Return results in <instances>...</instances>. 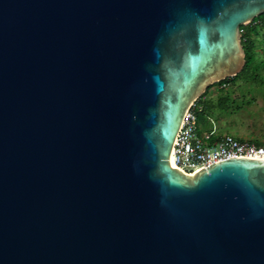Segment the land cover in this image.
<instances>
[{"label":"water","instance_id":"obj_1","mask_svg":"<svg viewBox=\"0 0 264 264\" xmlns=\"http://www.w3.org/2000/svg\"><path fill=\"white\" fill-rule=\"evenodd\" d=\"M264 0H0V264H264V156L194 174L184 115L245 67Z\"/></svg>","mask_w":264,"mask_h":264},{"label":"rangeland","instance_id":"obj_2","mask_svg":"<svg viewBox=\"0 0 264 264\" xmlns=\"http://www.w3.org/2000/svg\"><path fill=\"white\" fill-rule=\"evenodd\" d=\"M244 26L248 27L250 23ZM243 33L241 31V35ZM252 39L257 61L246 66L237 76L227 79V87L221 89L220 83L211 85L208 93L213 94L215 105L211 119L204 121L207 125L202 124V128L214 137L223 134L246 136L264 145V29H259ZM223 95L229 97L226 103L229 112L219 109L218 102Z\"/></svg>","mask_w":264,"mask_h":264},{"label":"built area","instance_id":"obj_3","mask_svg":"<svg viewBox=\"0 0 264 264\" xmlns=\"http://www.w3.org/2000/svg\"><path fill=\"white\" fill-rule=\"evenodd\" d=\"M225 86L224 83L220 87ZM201 110L199 98L187 109L172 147L173 166L185 173L194 174L221 160L264 156V145H257L248 138H238L230 134L214 137L211 133L199 132Z\"/></svg>","mask_w":264,"mask_h":264},{"label":"trees","instance_id":"obj_4","mask_svg":"<svg viewBox=\"0 0 264 264\" xmlns=\"http://www.w3.org/2000/svg\"><path fill=\"white\" fill-rule=\"evenodd\" d=\"M259 29H264V12L261 13L259 16H257L255 19H253L250 22V26L245 27L242 25L240 27V31H243L244 33L241 35L242 39V45L245 51V60H246V66L252 65L255 63L256 57H255V44L254 40L252 39V35L258 34ZM244 67V68H245ZM227 80L221 81L220 84L226 83ZM211 86L208 87L206 92L210 89ZM205 92V93H206ZM204 93V94H205ZM203 94V95H204ZM229 102V97L228 95H223L220 97L218 106L220 110H224L226 112H229L230 109L226 108V103ZM227 109V110H226ZM203 116H199V123H204V119L202 118ZM257 145H263L260 141H255Z\"/></svg>","mask_w":264,"mask_h":264},{"label":"crops","instance_id":"obj_5","mask_svg":"<svg viewBox=\"0 0 264 264\" xmlns=\"http://www.w3.org/2000/svg\"><path fill=\"white\" fill-rule=\"evenodd\" d=\"M214 103L215 102H214L213 94L208 93V91L199 98V104L202 107V110H201L200 114H201V116L206 118V119H204V121H207L208 119H211V113H212L213 107L215 105ZM200 114H199V116H200ZM202 124L207 125L205 122L204 123H201V122L199 123V132H201V133L206 132V131L203 130ZM238 138H241V137H238ZM245 138H247V137L245 136ZM248 139H250V138H248ZM253 142H255V141H253ZM261 143H263V142H261Z\"/></svg>","mask_w":264,"mask_h":264},{"label":"flooded vegetation","instance_id":"obj_6","mask_svg":"<svg viewBox=\"0 0 264 264\" xmlns=\"http://www.w3.org/2000/svg\"><path fill=\"white\" fill-rule=\"evenodd\" d=\"M225 84H226V83H225ZM225 87H227V84H226V86H225ZM225 87H224V88H225ZM222 89H223V88H222Z\"/></svg>","mask_w":264,"mask_h":264},{"label":"bare ground","instance_id":"obj_7","mask_svg":"<svg viewBox=\"0 0 264 264\" xmlns=\"http://www.w3.org/2000/svg\"><path fill=\"white\" fill-rule=\"evenodd\" d=\"M220 83V82H219Z\"/></svg>","mask_w":264,"mask_h":264}]
</instances>
